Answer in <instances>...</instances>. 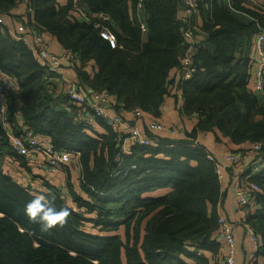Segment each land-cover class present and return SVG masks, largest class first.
Here are the masks:
<instances>
[{"label":"trees","instance_id":"obj_1","mask_svg":"<svg viewBox=\"0 0 264 264\" xmlns=\"http://www.w3.org/2000/svg\"><path fill=\"white\" fill-rule=\"evenodd\" d=\"M139 2L79 0L83 19L73 0L65 5L28 1L44 37L63 51L80 54V65L71 70L80 86L114 97L116 112L128 117L140 109L145 117L160 120L162 105L176 99V85L180 87L182 120L196 117V125L174 137L145 128L154 143H130L129 154L102 119L96 129L66 111L64 93L49 89L57 86L49 83L54 75L10 28L0 27V72L17 85L21 127L49 138L56 151L79 154V161L62 166L65 186L45 180L37 185L30 170L36 157L17 156L0 123V264H222L217 235L225 193L208 158L212 152L197 140L199 134L213 133L216 142L236 148L262 142L264 151V96L251 88L250 72L264 7L244 0H231V8L226 0H198L192 21L199 42L192 57L195 73L178 83L175 74L187 49L178 19L183 0H143L141 9ZM17 3L0 0V15L6 19ZM91 64L98 69L93 76ZM16 111L10 108L11 121ZM14 157L21 167L11 177L7 169ZM73 167L80 169L79 190L70 174ZM24 172L28 181L22 184ZM256 181L257 208L249 211L247 221L260 236L253 263L260 264L264 174ZM38 194L49 196L57 209L70 210L63 228L44 232L29 221L24 209Z\"/></svg>","mask_w":264,"mask_h":264},{"label":"built area","instance_id":"obj_2","mask_svg":"<svg viewBox=\"0 0 264 264\" xmlns=\"http://www.w3.org/2000/svg\"><path fill=\"white\" fill-rule=\"evenodd\" d=\"M23 1L27 2L26 13L30 17L25 25V32L19 34L16 31H9L15 39L23 41L30 48L35 61L42 68L49 74L54 75L49 83H55L57 86L54 88L55 86L52 84L49 89L56 92L57 95L58 92L64 93L66 97L63 104L64 109L71 112L79 123L84 126L98 129L97 119H102L111 130L118 133L125 154L130 153L129 143L146 146L154 143L155 139L146 135L145 131L140 129L141 124L145 122V116L140 109L127 113V117L113 109L112 96L107 92L92 90L89 96L81 93L78 79H70L64 73V67L72 70L80 65V54L73 51H63L61 54L52 53L49 50V41L35 24L33 9L28 4L29 0H17V6ZM244 1L256 7H264V3L258 0ZM73 2L77 8V16L87 19L85 13L77 6L79 0H73ZM142 2L143 0H140L138 9L142 8ZM197 10L198 0H183L178 19L183 24L182 32L187 49L184 53L182 65L177 71L180 73L178 83L181 80L191 79L195 73L192 57L199 48V42L196 33L197 28L193 26L192 21ZM0 27H8L2 15H0ZM258 27L259 31L254 42L253 61L250 68L252 75L251 88L256 94L264 96V26L258 25ZM142 28L145 30L144 26ZM102 35L109 39L113 45L115 44L113 37L106 31H102ZM176 90V96L183 102L182 91L179 86L177 88V85ZM21 106L22 102L17 85L0 72V123L11 148L17 156L25 157L28 160L33 159V157H41V166L50 175H56L65 164H73L74 161H79V154L56 151L49 138L37 135L32 129L22 128L21 114L18 111ZM11 107L17 109L13 113L12 121L8 117ZM161 109L162 111L165 110V104L162 105ZM145 127L151 133H163L172 137L181 134L183 131V125L180 122L166 125L156 118L150 119ZM17 131L20 133L19 135H17ZM208 158L215 163L216 174L221 184H223L224 174L226 172L230 174L232 178L231 190L236 202L237 218L235 221L230 220L223 214L218 218L219 232L217 239L223 244L221 250L222 264H238V239L235 231L237 226L245 229L248 239L253 245V250L246 260V264H253L261 243L258 231L247 221V216L249 211L257 208L256 197L260 191V185L257 183L256 177L264 174L263 143H254L249 148L239 150L225 149L221 158L218 159L213 154H210ZM14 172L11 167L7 169V174L11 177ZM19 180L22 184L28 181L25 172L19 177ZM62 196L65 200L69 198L66 191L62 192Z\"/></svg>","mask_w":264,"mask_h":264},{"label":"crops","instance_id":"obj_3","mask_svg":"<svg viewBox=\"0 0 264 264\" xmlns=\"http://www.w3.org/2000/svg\"><path fill=\"white\" fill-rule=\"evenodd\" d=\"M59 2L62 5L67 4L68 0H59ZM26 4L27 2L23 1L21 4H18L15 9L12 10L11 15L6 17L5 21L10 28L11 31H16L19 34H22L25 32V25L29 21V15L26 13ZM226 4L228 7L231 6L230 1L226 0ZM50 43V48L51 50L54 49L56 50L53 53L56 54H61L63 52L62 47L58 45L56 41H53L52 39H49ZM97 68L94 66V64H91L89 68V73L91 76L94 75L95 72H97ZM64 73L66 76L70 79L76 78L73 72H71L70 69L67 67H64ZM176 81L180 79V73L176 72L175 74ZM82 94H87L88 96L91 94L92 89H90L87 85H85V88L80 89ZM180 92V91H179ZM178 92V93H179ZM177 94V90H176ZM111 101L114 104L115 99L114 97H111ZM183 102L180 101V99L176 96L175 98L169 99L165 103V110L162 111V115L160 117V120L162 123L166 125H171L175 122H180L183 127V131L186 127L188 131H190L197 123L196 117H191V118H186L182 120L181 113H180V108L182 107ZM151 118L150 117H145V122L144 124H141L140 129L142 131L145 130L146 123L149 122ZM101 129H99L100 131ZM179 134L180 135H182ZM184 134V133H183ZM183 137V136H181ZM197 142L204 144L206 147L210 149L215 157L218 159L221 158V155L223 154L225 149H232V150H239V149H244V148H249V146H241L239 148H236L232 146L229 143H226L225 141L222 142H216L215 135L213 133H202L199 134ZM128 147H130V143L128 144ZM34 161L30 165V170H32V178L37 177L35 179L38 183L37 185H42L40 183H43V181H49L53 183L56 186H60L62 188L65 186L66 183V171H60L56 175H50L47 174L41 166L42 158L38 157L36 159H33ZM21 161L20 159L13 158L12 163L8 164V167H11L14 169L15 172L19 173L20 167H21ZM74 169L70 170V174H72V181L74 184V187L76 190H79V183H80V169L77 167H73ZM232 178L228 172H226L223 176V184H222V191L225 193L224 201L222 204V214L226 215L230 220L235 221L237 218L236 214V202L235 198L233 196L232 192ZM236 235L238 239V264H246V260L248 255L252 252L253 250V245L250 243L247 233L243 227L237 226L236 228ZM260 264H264L263 260H260Z\"/></svg>","mask_w":264,"mask_h":264},{"label":"clouds","instance_id":"obj_4","mask_svg":"<svg viewBox=\"0 0 264 264\" xmlns=\"http://www.w3.org/2000/svg\"><path fill=\"white\" fill-rule=\"evenodd\" d=\"M25 215L32 223L40 225L41 231L50 232L56 228H63L71 215L67 207L57 209L51 202L50 197L38 194L25 206Z\"/></svg>","mask_w":264,"mask_h":264}]
</instances>
